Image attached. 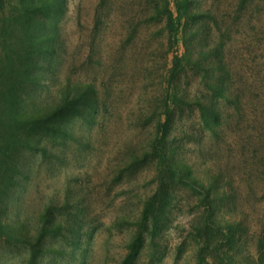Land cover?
<instances>
[{
    "label": "rangeland",
    "instance_id": "rangeland-1",
    "mask_svg": "<svg viewBox=\"0 0 264 264\" xmlns=\"http://www.w3.org/2000/svg\"><path fill=\"white\" fill-rule=\"evenodd\" d=\"M195 5L210 11L217 23L204 30L201 45L221 44L230 80L243 91V113L236 117L224 112L222 134L212 138L196 111L185 110L179 124L187 133L178 131L181 153L200 174L205 168L229 172L235 197L230 198V212L245 228L240 253L252 261L257 257L254 237L264 220V0H255L246 10H238L236 0H195ZM151 16V0H107L102 6L99 0H68L60 29V64L39 92V100L51 103L66 85L91 83L98 113L90 123L75 122V138L65 146L45 156L28 154L31 169L9 214L15 212L33 232L47 205L63 206L69 197L78 209L82 234L92 232L84 264H117L122 259L133 232L129 223L154 188L151 165L124 169L129 156L139 155L154 133L152 112H159L175 51L167 50L163 21ZM180 77L188 94L201 90L195 72ZM193 208L192 203L184 206L160 238L163 258L158 264H192L194 246H183L179 254L176 247L187 235ZM70 211V206L59 210L61 218ZM84 242L82 237V246ZM60 245L50 246L59 250ZM50 255L49 264H78L64 253ZM26 256L24 248L0 242V264H23ZM138 261L148 264L147 248Z\"/></svg>",
    "mask_w": 264,
    "mask_h": 264
},
{
    "label": "trees",
    "instance_id": "trees-1",
    "mask_svg": "<svg viewBox=\"0 0 264 264\" xmlns=\"http://www.w3.org/2000/svg\"><path fill=\"white\" fill-rule=\"evenodd\" d=\"M106 1L99 0V6ZM236 1L238 10L255 2ZM151 3V19L163 21L167 50L175 51L159 112H152L154 133L139 155L125 161V170L151 165L154 188L142 199L138 217L129 223L132 236L117 264H138L144 248L149 251L148 264H158L163 258L160 238L191 203L196 211L187 235L176 247L178 254L190 243L194 246L192 264H264V220L254 237L257 257L248 261L240 253L245 228L230 212V198L235 197L229 172L205 168L200 174L181 153L183 141L178 135L187 131L179 123L185 110L196 111L200 125L212 138L222 134L224 112L229 110L236 117L243 113V91L230 80L221 44L201 45L204 30L210 22L217 23L195 0ZM67 11L68 0H0V242L24 248L23 264H49L46 259L52 251L84 264L92 235L91 231L82 234L78 209L67 196L63 206L49 204L41 211L33 232L15 212L9 214L31 169L28 154L45 156L65 146L75 138V122L90 123L97 117L99 101L91 83L66 85L51 103L39 100L40 89L60 64V29ZM180 46L183 50L178 52ZM189 71L196 73L201 87L192 94L180 80ZM65 206L73 211L63 219L59 210ZM58 241L60 249L51 248Z\"/></svg>",
    "mask_w": 264,
    "mask_h": 264
}]
</instances>
